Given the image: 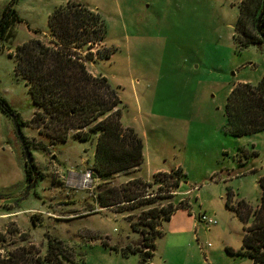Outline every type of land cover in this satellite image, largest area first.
I'll return each instance as SVG.
<instances>
[{"label": "rangeland", "instance_id": "obj_1", "mask_svg": "<svg viewBox=\"0 0 264 264\" xmlns=\"http://www.w3.org/2000/svg\"><path fill=\"white\" fill-rule=\"evenodd\" d=\"M68 1L87 6L104 20L103 42L91 50H75L88 73L105 77L115 88L121 125L142 139L143 165L104 180L94 175L92 187L78 190L66 184V174L93 169L95 138L79 142L71 134L65 142L51 144L36 127H25L24 139L43 177L26 193L20 144L12 122L0 112V255L26 247L41 257L47 238H54L69 249L74 264H139L137 253H120L143 241L129 224L152 208L158 211L183 201L185 207L160 228L151 219L152 228L146 231L161 234L145 264H251L223 247L241 243L243 224L225 205V214L213 215L227 190L233 203L257 207L258 178L264 177V130L238 138L224 127L232 85H256L264 77V44L238 49L233 43L241 0H17L12 9L21 22L0 42V97L21 121L30 120L34 109L9 55L29 39L48 44V17ZM8 2L0 0V18ZM107 48L108 59L84 58ZM178 168L185 175L177 189L164 184L144 188L145 195L161 192L147 207L122 212L126 205H99L103 189L137 178L149 183L155 170ZM192 188L194 195L184 193ZM203 213L213 216L217 225L206 229L197 219ZM250 224L251 219L246 226Z\"/></svg>", "mask_w": 264, "mask_h": 264}, {"label": "trees", "instance_id": "obj_2", "mask_svg": "<svg viewBox=\"0 0 264 264\" xmlns=\"http://www.w3.org/2000/svg\"><path fill=\"white\" fill-rule=\"evenodd\" d=\"M16 1L10 0L3 10L0 42H6L14 25L21 22L12 9ZM263 7L264 0H241L233 37L238 49L264 44V11L260 22L261 33L255 28ZM103 21L98 12L78 2L68 1L64 6L54 8L47 20L51 41L46 44L39 38L29 39L17 46L13 55H9L14 60V75L25 82L31 97L34 109L32 118L21 121L1 97L0 112L9 120L12 114L16 115L21 128L36 127L51 144L63 143L71 134L79 142L95 138L92 170L95 176L104 180L118 173L141 168L144 156L139 134L121 125V101L115 88L105 77L88 73L85 63L77 57L76 50H91V47L94 48L106 38L107 30ZM93 55L90 53L84 58L90 62L108 59L111 51L107 48ZM263 94L264 77L256 85L243 82L232 85L224 109L226 133L239 138L264 130ZM25 143L31 150V145L27 141ZM20 149L25 185H30L34 180L37 183L43 177L33 158L32 163L26 165L21 144ZM184 175L178 168L171 172L155 173L149 183L139 178L131 179L119 188L103 189L98 194V202L103 208L126 205L122 212L147 207L155 202L154 197H160L161 192L145 195L144 188L164 184L177 189ZM258 186L261 194L257 209L244 201L233 203L229 190L225 194L226 209L243 224L241 248L235 251L227 248L226 251L230 255L251 260V264H264V177L258 179ZM179 203L176 206L171 202L168 208L158 211L152 208L147 215H141L137 222H131L130 229L140 234L143 241L138 246H125L120 251L121 255L137 253L140 256L139 264H145L153 256L154 241L161 234L160 230L152 234L146 231L152 228L151 219L155 218V227L160 228L162 222L169 221L178 208L185 207L183 201ZM249 219L251 224L246 226ZM46 245V253L41 257L36 256L31 248L19 247L5 257L0 255V264H74L73 255L61 241L47 238Z\"/></svg>", "mask_w": 264, "mask_h": 264}, {"label": "built area", "instance_id": "obj_3", "mask_svg": "<svg viewBox=\"0 0 264 264\" xmlns=\"http://www.w3.org/2000/svg\"><path fill=\"white\" fill-rule=\"evenodd\" d=\"M94 171L92 169L87 168L85 171L81 173H75L72 170L68 171L66 174V184L72 188L76 189H88L93 186L95 182ZM198 221L205 225L206 229H210L213 226L217 225V221L214 217L208 216L205 213L198 216ZM209 247V244H207Z\"/></svg>", "mask_w": 264, "mask_h": 264}, {"label": "water", "instance_id": "obj_4", "mask_svg": "<svg viewBox=\"0 0 264 264\" xmlns=\"http://www.w3.org/2000/svg\"><path fill=\"white\" fill-rule=\"evenodd\" d=\"M15 0H11V2H14ZM263 11H264V7L263 9L260 10V13L258 15V18H257V24L255 26L256 28V31L258 33H261V29H260V22H261V17L263 15ZM263 39H264V35H262ZM11 122H12V126H13V129H14V132L16 134V138L18 140V142L21 144V147H22V150H23V157H24V160H25V163L26 165H30L32 163V156H31V151L30 149L28 148V146L26 145L25 143V139H24V135H23V132H22V129H21V125L20 123L18 122V119L16 117V115L12 114L11 116ZM35 181L34 180L28 187L25 188V192L27 193L29 191V189L31 187L34 186L35 184Z\"/></svg>", "mask_w": 264, "mask_h": 264}, {"label": "crops", "instance_id": "obj_5", "mask_svg": "<svg viewBox=\"0 0 264 264\" xmlns=\"http://www.w3.org/2000/svg\"><path fill=\"white\" fill-rule=\"evenodd\" d=\"M240 82H243V81H237L236 83H240ZM243 83H245V82H243ZM241 163V162H240ZM154 172H156V173H158V172H166V171H157V170H155ZM261 177H263V176H260V178ZM259 179V178H258ZM193 190H195V188H192V189H189V190H186L184 193H187V192H189L188 194L189 195H194L195 194V192L196 191H193ZM223 200V202H221V203H219V205H218V208L217 209H215V210H213V212H215V213H213V215H215L216 213L218 214H220V212H222V213H224L225 214V212H223V209L221 208L223 205H225V198L224 199H222ZM252 207V206H251ZM258 207V206H257ZM257 207L255 206V207H252L253 209H257ZM226 208V207H225ZM228 211V210H227ZM229 213H230V216L233 214L232 212H230V211H228ZM175 214V213H174ZM173 214V215H174ZM206 214V213H205ZM208 216H211V215H208ZM233 216V215H232ZM171 217H173V216H171ZM213 217V216H212ZM233 218H235V216H233ZM212 228V227H211ZM242 235V234H241ZM241 244H242V241H241V243L240 244H238V243H236V244H231V243H224V245H223V247L225 248V249H227V248H229V249H231V250H239L240 248H241ZM251 262V261H250Z\"/></svg>", "mask_w": 264, "mask_h": 264}]
</instances>
